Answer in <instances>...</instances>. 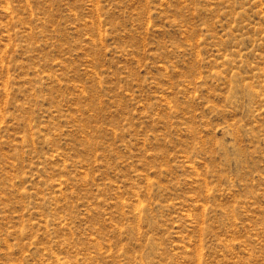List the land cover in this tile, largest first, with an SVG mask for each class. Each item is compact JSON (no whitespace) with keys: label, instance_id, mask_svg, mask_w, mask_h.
<instances>
[{"label":"rangeland","instance_id":"1","mask_svg":"<svg viewBox=\"0 0 264 264\" xmlns=\"http://www.w3.org/2000/svg\"><path fill=\"white\" fill-rule=\"evenodd\" d=\"M0 264H264V0H0Z\"/></svg>","mask_w":264,"mask_h":264}]
</instances>
